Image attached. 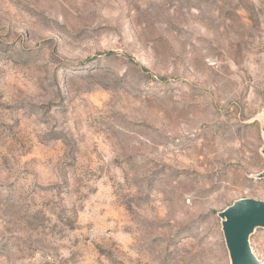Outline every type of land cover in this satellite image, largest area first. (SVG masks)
Masks as SVG:
<instances>
[{
	"label": "rangeland",
	"instance_id": "1",
	"mask_svg": "<svg viewBox=\"0 0 264 264\" xmlns=\"http://www.w3.org/2000/svg\"><path fill=\"white\" fill-rule=\"evenodd\" d=\"M243 199L264 0H0V264H232Z\"/></svg>",
	"mask_w": 264,
	"mask_h": 264
},
{
	"label": "water",
	"instance_id": "2",
	"mask_svg": "<svg viewBox=\"0 0 264 264\" xmlns=\"http://www.w3.org/2000/svg\"><path fill=\"white\" fill-rule=\"evenodd\" d=\"M223 231L232 264H262L252 252L250 235L255 227L264 228V202L243 199L226 209Z\"/></svg>",
	"mask_w": 264,
	"mask_h": 264
}]
</instances>
